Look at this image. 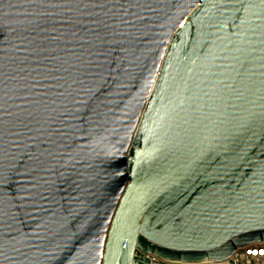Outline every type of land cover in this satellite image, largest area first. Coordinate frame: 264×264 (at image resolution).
I'll use <instances>...</instances> for the list:
<instances>
[{
	"label": "water",
	"instance_id": "1",
	"mask_svg": "<svg viewBox=\"0 0 264 264\" xmlns=\"http://www.w3.org/2000/svg\"><path fill=\"white\" fill-rule=\"evenodd\" d=\"M261 242L264 0H0V264Z\"/></svg>",
	"mask_w": 264,
	"mask_h": 264
},
{
	"label": "built area",
	"instance_id": "2",
	"mask_svg": "<svg viewBox=\"0 0 264 264\" xmlns=\"http://www.w3.org/2000/svg\"><path fill=\"white\" fill-rule=\"evenodd\" d=\"M233 259L222 262L206 264H264V242L253 243L237 248L232 255ZM150 264H176L169 263L154 256H150Z\"/></svg>",
	"mask_w": 264,
	"mask_h": 264
}]
</instances>
